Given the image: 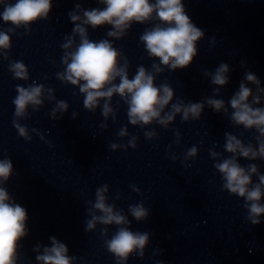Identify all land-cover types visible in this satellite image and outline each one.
Wrapping results in <instances>:
<instances>
[{"label": "water", "instance_id": "water-1", "mask_svg": "<svg viewBox=\"0 0 264 264\" xmlns=\"http://www.w3.org/2000/svg\"><path fill=\"white\" fill-rule=\"evenodd\" d=\"M182 2L186 14L205 37L198 42L194 62L174 73L165 69L156 79L157 86L166 80L175 93L173 102H200L213 94L204 71H215L223 62L229 65L230 82L217 98L226 105L239 90L246 71L255 74L264 87V0ZM76 3L85 9L103 7L96 0H53L48 20L33 24L29 35L23 34L24 29L11 35L8 55L11 60L23 61L29 71L28 81L14 79L8 70L9 61L0 58V159L6 155L13 164V175L4 186L28 214L29 234L20 241L18 264H37L33 249L37 245L50 247V237L68 247V255L76 257L75 264H116L101 238L103 226L85 232L84 222L90 218L88 201L94 202L96 189L104 184L109 186L108 202L128 215L130 230L150 234L144 258L132 255L127 264H264V216L258 226L245 220V201L221 190L222 178L213 166L217 161L209 155V149L214 148L229 156L224 152L225 132L255 145V130L248 132L233 126L223 113L217 114L207 106L200 120L182 123L177 116L167 129L159 125L133 127L118 96L112 101L118 112L115 122L111 118L105 121L101 108L94 113L85 110L79 89L56 78V73L64 70L60 45L72 32L68 13ZM152 26L134 24L122 40L112 41L130 62V78L140 65L151 70L154 61L140 43V35ZM8 27L11 25L0 20V30ZM108 30V26L89 28V37L94 41L106 39ZM33 81L54 89L56 100L67 102L69 109L61 119L53 121L50 113L55 102L45 100L39 111L29 108L30 118L19 121L32 135L31 142H27L13 127V99L17 85L27 87ZM249 87L255 90L254 85ZM258 107H264V101ZM73 112L76 119L72 118ZM103 123L108 125L106 130L100 128ZM125 126L130 136L138 137L136 148L112 151L111 143L127 144V138L118 137ZM33 128L51 146L32 134ZM153 129L158 139L149 141L144 132ZM175 131L180 133L179 146ZM193 146L198 148V156L188 162L191 167L185 168L184 155ZM172 155L177 157L175 161ZM239 163H255L264 174V161L241 158ZM253 183H258L256 177ZM133 185L139 188V194L132 191ZM138 203L149 210L147 221L137 222L128 213L129 205ZM115 231L116 226H110L108 238Z\"/></svg>", "mask_w": 264, "mask_h": 264}, {"label": "clouds", "instance_id": "clouds-1", "mask_svg": "<svg viewBox=\"0 0 264 264\" xmlns=\"http://www.w3.org/2000/svg\"><path fill=\"white\" fill-rule=\"evenodd\" d=\"M103 7L85 9L76 3L73 11L68 13L73 24L70 35H65L60 45L63 56L61 62L64 70L56 73V78L65 85L79 89L84 97L83 106L88 112H95L101 108L105 121L109 118L115 122L117 109L112 106L115 96H118L127 108V118L133 127L148 128L159 125L169 128L177 116L182 123L198 121L207 106L217 114L223 113L230 123L242 127L248 132L255 130V145L245 144L237 136L225 132V157L213 149L209 155L214 168L222 178V191L233 197L245 201L243 207L247 213L245 220L252 226L261 224L264 216V174H261L255 163L242 166L241 158L248 161H264V107H258L264 101V87L251 71H246L239 84V90L229 99L227 105L221 98V89L230 82V68L226 63H220L215 71H204V76L211 81L213 94L200 102L176 99L170 84L165 80L157 86L156 79L165 69L170 72L187 69L198 55L197 45L205 37L203 30L198 28L185 12L182 0H96ZM53 0H0L3 11L0 20L4 25H11L0 30V58L9 61V72L13 78L20 81L29 80V71L23 61L11 60L8 53L11 50V35H17V30L24 29V35H29L31 26L39 21H46L52 10ZM153 26L145 28L140 35V43L144 46L148 57L154 62L151 70L143 65L137 67L135 74L129 77L130 62L122 51L118 50L112 41L122 40L134 24ZM108 26L106 39L94 41L89 37V28L97 30ZM78 38V42H77ZM215 44V39L211 41ZM155 61H159L156 63ZM54 63V61H53ZM242 66H244L242 64ZM47 79V77H45ZM249 85H254L255 90ZM13 127L18 136L31 142L32 135L27 125L19 121L29 119V108L39 111L45 100L55 102L50 117L53 121L61 119L68 112L69 105L62 100H56L54 89L45 87L33 81L27 87L17 85ZM101 102L102 105H101ZM229 106L231 111H229ZM119 105L117 106V108ZM77 114L72 113L76 119ZM107 123L100 125L106 130ZM31 133L39 136L45 143L44 135L38 129H31ZM147 140L158 139L153 129L145 131ZM176 145H180V133L175 131ZM120 139L127 138V144L111 143L112 151L127 148L135 149L138 137L130 136L128 128L122 127L118 132ZM171 152V146H169ZM198 156V148H189L183 165L191 167L189 161ZM175 161L177 157L171 156ZM13 175V164L10 157L0 159V264H18L20 260L21 243L29 234L27 228L28 214L25 208L15 203L5 188V184ZM253 177L258 183H253ZM132 191L140 193L139 188L132 186ZM119 200L120 196L117 195ZM109 186L104 184L95 191V200L88 201L85 232H94L97 226L106 250L115 258L116 264H127L129 257L137 255L143 259L145 249L150 242L148 232L132 231L131 221L122 209L115 203H109ZM128 213L137 222L147 221L150 212L143 203L129 205ZM116 226V231L109 237L108 228ZM51 246L37 245V264H75L76 257L69 256L68 247L50 237ZM160 254V253H156ZM157 264H163L158 261Z\"/></svg>", "mask_w": 264, "mask_h": 264}]
</instances>
